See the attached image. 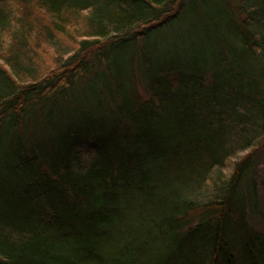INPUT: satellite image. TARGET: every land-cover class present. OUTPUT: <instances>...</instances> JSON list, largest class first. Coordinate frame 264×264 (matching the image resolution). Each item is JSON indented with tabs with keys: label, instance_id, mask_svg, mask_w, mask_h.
Here are the masks:
<instances>
[{
	"label": "trees",
	"instance_id": "16d2710c",
	"mask_svg": "<svg viewBox=\"0 0 264 264\" xmlns=\"http://www.w3.org/2000/svg\"><path fill=\"white\" fill-rule=\"evenodd\" d=\"M258 165L264 0H0V264H264Z\"/></svg>",
	"mask_w": 264,
	"mask_h": 264
},
{
	"label": "rangeland",
	"instance_id": "374dc122",
	"mask_svg": "<svg viewBox=\"0 0 264 264\" xmlns=\"http://www.w3.org/2000/svg\"><path fill=\"white\" fill-rule=\"evenodd\" d=\"M82 151L85 152V149L84 150L82 149ZM263 173H264V167L258 165L256 167V174H255V177H257L256 188L258 189V191L256 190V188L255 190L251 189L252 191L246 192V196L249 206H252V208L256 209V215H253L252 222L256 223V225L263 228L264 230V219H263L264 218V182L262 183L260 180L261 176L262 177L264 176Z\"/></svg>",
	"mask_w": 264,
	"mask_h": 264
}]
</instances>
